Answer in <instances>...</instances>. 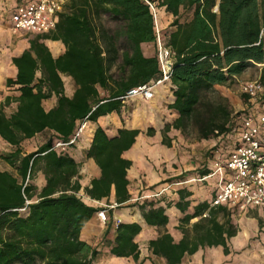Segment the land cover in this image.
Returning a JSON list of instances; mask_svg holds the SVG:
<instances>
[{"label": "trees", "instance_id": "16d2710c", "mask_svg": "<svg viewBox=\"0 0 264 264\" xmlns=\"http://www.w3.org/2000/svg\"><path fill=\"white\" fill-rule=\"evenodd\" d=\"M161 11L172 18V30L162 36V42L172 54L166 84L173 102L167 109L177 115L159 129L161 144L170 148L168 133L183 132L188 124L196 126L203 140L232 134L236 118L243 112L234 116L226 106L205 102V96L253 65L261 66L264 79V0H70L55 29L30 39L28 49L12 58L16 74L5 81L16 94L0 102V140L11 147L0 153V161L12 169L0 170V264L95 261L98 250L80 234L98 208L78 196L80 163L67 150L76 143L63 150L54 144L67 143L83 121L95 123L101 116L119 114L124 104L121 97L160 76L156 30ZM101 13H109L119 22L112 35L99 27ZM44 38L60 40L66 47L64 53L54 58L41 41ZM119 38L124 42L120 55ZM148 44L154 45L153 55L144 52ZM118 58L117 74L113 75L110 68ZM61 75L71 77L75 84L71 97L64 93ZM52 96L56 104L45 110L42 103ZM244 98L248 96L244 94ZM155 132L153 127L145 131L122 127L110 137L97 126L85 157L95 162L100 176L90 181L86 195L100 201L113 189L116 204H126L131 198L127 171L132 162L123 154L139 134L152 137ZM40 135L47 139L35 151L24 153L22 143ZM228 152L220 156L225 158ZM37 172L45 179L39 190L31 183ZM209 172L206 163L197 176ZM189 195L185 189L178 190L176 207L184 214L180 222L187 225L193 218L198 220L190 229L181 228L183 237L178 242L165 229L168 217L165 208L157 205L161 196L143 198L138 205L145 223L160 230L148 242V250L165 264H181L185 254L205 246H222L227 254V241L237 233L224 206L202 202L192 213H185ZM26 200L31 202L25 211H19ZM140 231L138 223H118L109 255L137 260L139 247L134 239Z\"/></svg>", "mask_w": 264, "mask_h": 264}, {"label": "crops", "instance_id": "0c3cea01", "mask_svg": "<svg viewBox=\"0 0 264 264\" xmlns=\"http://www.w3.org/2000/svg\"><path fill=\"white\" fill-rule=\"evenodd\" d=\"M26 1L0 0V36L5 41L6 39H12L10 49L3 46L1 50L0 90L4 91L2 97H0V102L3 101L5 96L16 94L14 91L7 92L5 90L9 89L5 86L6 79L14 78L16 74V68L12 63V58L19 56L24 50L28 49L30 39H33L37 35L43 36L48 34H34L23 31L14 32L12 30L7 15L14 7ZM68 3H70V0H65L62 12L68 11ZM214 11H217V6ZM41 41L54 58L63 54L66 49L60 40L44 38ZM61 79L63 81L65 95L71 97L75 90V84L72 78L61 75ZM169 88L170 85L168 84L158 87L154 95V100H162L163 96L168 95L166 104L172 103L173 96ZM100 93L103 94L102 92ZM140 100L143 101L142 99ZM42 104L45 110H49L55 106L56 97L52 96L44 100ZM136 104L137 98L126 100L119 114L112 112L106 116H101L95 123L86 121L79 140L68 149L69 155L80 163L79 183L81 188L78 196L87 205L98 208L99 211L104 205H113L116 202L113 189L108 198H103L100 201L89 198L85 193V189L89 187L90 181L100 176V169L95 162L85 157V151L90 145L95 128L97 126L102 127L110 137L114 136L117 130L122 127L141 129L144 131L148 127H153L156 130L152 137L139 134L134 145L123 154L124 158L132 162L130 169L127 171L130 200L123 206L107 209L108 219L105 222H102L98 218L97 212L94 213L81 231L80 238L98 250L97 257L93 262L95 264H165L163 259L154 257L148 250V242L155 239L159 235L160 230L156 227L148 226L145 223L138 208V205L142 202L140 199L141 195H149L154 190L159 191L166 187L157 205L165 208V214L168 217L165 229L173 237L174 242L182 239V227L190 229L191 225L198 220V218H193L187 225L180 222L184 214L176 207V203L179 201L178 190L185 189L190 193L189 197L186 198L190 202V205L185 213H192L193 208L198 203L207 202L210 206L213 197L212 181H199L196 179L198 176L195 172L183 174L180 169L177 170L173 167L170 168V172L165 169L166 172L163 169L165 166H168L164 164L166 161H170V164H174V161L165 156L169 148L162 146L159 129L163 124L172 122L177 115L171 112L170 118L172 119L165 118L163 115L159 117L157 114L150 113L149 110H145L143 107H135L134 105ZM165 109H167V105ZM152 119L154 122H151ZM172 131L176 132L177 130ZM178 132L180 131L178 130ZM50 135L51 132H48V139ZM158 152L162 154H157ZM177 177H183V181L173 183V181L181 180H176ZM44 184L45 179H43L42 185L37 189L39 190ZM227 211L230 212L228 209ZM219 219L222 220L221 216ZM116 221L119 223H138L140 225L141 231L134 239L139 247V257L137 260H134L132 257L118 258L109 255V247L115 237ZM232 223L237 227V233L227 241V254H224L222 246H205L199 248L192 255L185 254L181 264H264V256H262L260 245L257 242H252L251 235L238 221L235 224L232 219Z\"/></svg>", "mask_w": 264, "mask_h": 264}, {"label": "built area", "instance_id": "2783aa9c", "mask_svg": "<svg viewBox=\"0 0 264 264\" xmlns=\"http://www.w3.org/2000/svg\"><path fill=\"white\" fill-rule=\"evenodd\" d=\"M65 0H27L10 12L9 22L14 32L45 34L53 31L58 23L59 14L63 11ZM153 9V6L150 5ZM157 47L160 64V76L154 81L130 89L121 100L125 102L133 98L151 100L158 87L169 82L172 62L171 52L162 42L158 29ZM242 92L248 96L251 106L243 111L233 132V146L227 156H213L209 161L210 172L198 177L199 181L213 182V197L210 206H224L229 211L245 212L249 209L264 211V86L254 81L246 83ZM83 121L74 136L67 142H56L55 148L64 149L75 144L85 127ZM180 184V183H175ZM166 190H154L143 198H158ZM31 201L26 200L25 211ZM117 204L104 205L97 211L98 218L107 220V209L117 207ZM119 222L116 221V225Z\"/></svg>", "mask_w": 264, "mask_h": 264}, {"label": "rangeland", "instance_id": "374dc122", "mask_svg": "<svg viewBox=\"0 0 264 264\" xmlns=\"http://www.w3.org/2000/svg\"><path fill=\"white\" fill-rule=\"evenodd\" d=\"M9 14L10 13H8L7 17H9ZM160 15H162V18L159 19L158 17V29L160 35L164 36L172 30V27L170 26L172 18L170 15H164L162 11ZM97 23L101 30H103L107 35H112L118 30L120 25L119 22L112 18L109 13H101L97 19ZM3 40L4 39L0 36V56L2 47L4 46L5 48L10 49V45L12 44V39H6V41ZM123 43V38H119L117 42L119 55L123 49ZM144 52L146 55H153L154 45H146L144 47ZM119 61L120 58H118L115 64L110 68L111 74H117ZM254 81H257L264 86V79H262L260 65L248 67L240 76L233 78L225 85L214 86V88L206 94L205 102L226 106L231 111L232 115L237 116L239 113L247 110V108L251 106L249 99L244 98L242 87L246 83ZM5 90L7 92H12V90ZM3 91L4 90H0V97H2ZM154 99L155 97L150 101H141L140 98H137V104L134 106L143 107L145 110L147 109L150 113L157 114L159 117L163 115L165 118L172 119L170 118V115L173 111L165 109L168 95L163 96L162 100ZM240 118L241 116L236 118V121L238 122ZM151 122H154V120L152 119ZM168 137L171 139V147L166 151L165 156L166 158H171L172 161H174V164H170V161H166L164 164L168 166H165L163 169L164 171H169L170 168L173 167L177 170L180 169L183 174H190L193 172L197 173L201 171L202 166L206 163L209 164V161L213 156L222 155V153L229 151L233 146L232 134L228 136V138L218 137L209 140L200 139L198 137L197 128L194 124H188L183 132L171 131L168 133ZM46 139L47 136L40 135L34 137L33 139L24 141L21 145L23 152L28 153L35 151L37 147ZM9 150H11V147L0 140V153L7 152ZM157 154L161 155L162 153L158 152ZM0 170L11 171L12 169L4 161H0ZM43 179L44 176L42 173L37 172L31 180V183L39 188L43 183ZM230 215L235 224L238 221V223H240V225L251 235L252 242H257V244L260 245L262 256H264V211L258 209H249L245 212L230 211ZM258 221H261V228L258 227ZM104 251H106V249H104Z\"/></svg>", "mask_w": 264, "mask_h": 264}]
</instances>
